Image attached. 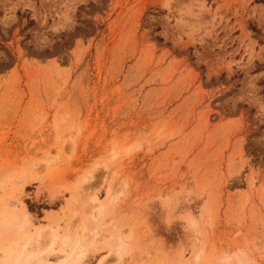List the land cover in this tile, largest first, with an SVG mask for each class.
Here are the masks:
<instances>
[{"label": "rangeland", "instance_id": "rangeland-1", "mask_svg": "<svg viewBox=\"0 0 264 264\" xmlns=\"http://www.w3.org/2000/svg\"><path fill=\"white\" fill-rule=\"evenodd\" d=\"M23 205L0 260L53 227L54 262L264 264V0H0V224Z\"/></svg>", "mask_w": 264, "mask_h": 264}, {"label": "bare ground", "instance_id": "bare-ground-1", "mask_svg": "<svg viewBox=\"0 0 264 264\" xmlns=\"http://www.w3.org/2000/svg\"><path fill=\"white\" fill-rule=\"evenodd\" d=\"M111 194H112L111 189L109 187L108 193L104 201L100 200L97 196H94L92 198L91 203H93V207L98 210L97 215H93L94 220L97 221L98 218L100 220V217H102L106 213V211H108L107 205L109 206L108 202L111 199ZM113 201L110 200V202ZM18 213H19L18 218H14V217L9 218L8 220L0 224V232L6 235L11 234L14 231L21 232L24 226L30 223V212L27 209L26 205L21 206V208L18 209ZM88 227L89 226H87L85 229H87ZM50 230L52 231V235L50 237V243L46 245L47 247L41 249V240L39 239L36 240L34 245H32V241H31L32 239H30L29 241H24L23 243H21L20 241L14 244L13 246H8L6 250V255L0 260V264H82L86 252V247H85L86 242L84 243L83 241L84 236H80L81 234L79 235L80 236L79 238H76L75 240H68L64 243V246H62L63 248L62 251L63 250L67 251L68 249L66 247H69L70 251L61 261L54 262L47 258L48 253L52 251V249L54 248L53 245L56 243V240L58 238V235L56 233L57 229L51 227ZM42 234H43V228H40L38 230V237L40 238ZM65 239H67V237H65ZM19 240H21V238ZM123 244H124L123 240H120L118 244L116 243V246L118 248L117 253L119 256H121ZM239 254H241V252ZM239 254L236 253L234 254L235 256H233L237 260L235 264H245L244 258L240 257ZM225 259H229V257H227L226 255ZM197 260H199V257L197 258ZM229 262L227 261L228 264ZM99 264H104L103 259L99 262Z\"/></svg>", "mask_w": 264, "mask_h": 264}]
</instances>
